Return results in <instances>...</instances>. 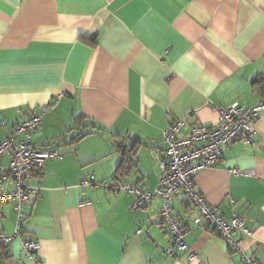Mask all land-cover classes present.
Wrapping results in <instances>:
<instances>
[{
    "label": "crops",
    "instance_id": "0c3cea01",
    "mask_svg": "<svg viewBox=\"0 0 264 264\" xmlns=\"http://www.w3.org/2000/svg\"><path fill=\"white\" fill-rule=\"evenodd\" d=\"M259 78L264 0H0V143L62 94L31 134L36 149L55 146L61 158L35 172L37 195L24 208L22 235L0 241V264H37L22 239L39 242L38 264H243L182 195L174 208L197 254L193 262L165 253L170 235L161 197L132 212V196L79 185L92 175L113 181L121 138L126 148L134 141L140 147L136 167L120 183L152 192L169 124L184 120L183 137L195 124L217 126L218 109L264 101ZM255 128L257 146L223 147L195 188L225 219L244 217L251 234L235 238L264 264V111ZM2 163L8 170L7 156ZM234 167L257 176L235 177ZM0 213V234L13 235L14 204L1 205Z\"/></svg>",
    "mask_w": 264,
    "mask_h": 264
},
{
    "label": "built area",
    "instance_id": "2783aa9c",
    "mask_svg": "<svg viewBox=\"0 0 264 264\" xmlns=\"http://www.w3.org/2000/svg\"><path fill=\"white\" fill-rule=\"evenodd\" d=\"M62 94L44 106L39 114L30 117L14 128L13 132L0 143V207L3 204H14L17 212L15 232L11 236L0 234V241L7 245L12 240L20 238L27 215L24 208L32 203L37 195L32 185V178L36 171L45 167L51 159H60L61 155L55 146L36 149L31 143V134L42 126L44 117L51 114ZM219 123L214 127H204L195 124L187 136H181L184 120H176L164 130V159L160 162L161 174L159 183L152 192H144L138 183L122 184L119 181H99L92 175L81 180L80 187L104 188L118 195L123 192L132 196L130 205L132 212H137L148 206L155 197L163 199L160 214L164 226L170 235V243L166 248V255L170 258L185 253L189 262L197 259V254L191 250L185 241L186 229L177 216L174 208V198L182 195L198 211V222L210 225L234 252H239L243 264H263L260 260L251 258L243 251L240 242L235 238L238 233L249 236L251 231L244 226V217L233 213L227 220L215 211L205 200L199 190L195 188V179L202 170L216 166L222 158V149L234 142H240L247 147L257 146V131L255 124L264 111V101L252 108H244L233 104L218 109ZM1 125L4 126L3 123ZM24 137L20 139V137ZM9 158L8 170H5L2 157ZM229 172L235 177H256L254 169L241 170L231 168ZM11 180V188L4 189V185ZM232 205L236 204L230 198ZM1 215V213H0ZM142 230L137 233L140 234ZM24 253L35 263L38 261L40 244L38 241L21 240Z\"/></svg>",
    "mask_w": 264,
    "mask_h": 264
},
{
    "label": "trees",
    "instance_id": "16d2710c",
    "mask_svg": "<svg viewBox=\"0 0 264 264\" xmlns=\"http://www.w3.org/2000/svg\"><path fill=\"white\" fill-rule=\"evenodd\" d=\"M256 85H264V79L259 78L254 81ZM80 121V118L78 119ZM86 134L79 135L75 140L77 141L79 138L84 137ZM117 148L119 153L121 154V163L118 166L115 175L113 176V181H121L125 176L129 175L133 169L136 167L137 160V151L139 150L140 143L134 141L130 148L125 147L124 140L121 138H117Z\"/></svg>",
    "mask_w": 264,
    "mask_h": 264
},
{
    "label": "rangeland",
    "instance_id": "374dc122",
    "mask_svg": "<svg viewBox=\"0 0 264 264\" xmlns=\"http://www.w3.org/2000/svg\"><path fill=\"white\" fill-rule=\"evenodd\" d=\"M106 181H107L108 183H111V182H112V179L108 178Z\"/></svg>",
    "mask_w": 264,
    "mask_h": 264
}]
</instances>
